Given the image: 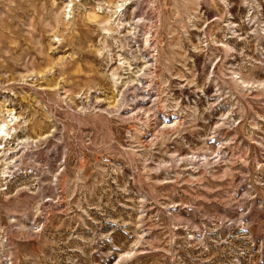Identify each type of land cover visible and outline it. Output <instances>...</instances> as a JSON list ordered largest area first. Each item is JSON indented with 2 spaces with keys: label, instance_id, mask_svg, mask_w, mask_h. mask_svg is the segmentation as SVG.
<instances>
[{
  "label": "rangeland",
  "instance_id": "374dc122",
  "mask_svg": "<svg viewBox=\"0 0 264 264\" xmlns=\"http://www.w3.org/2000/svg\"><path fill=\"white\" fill-rule=\"evenodd\" d=\"M0 264H264V0H0Z\"/></svg>",
  "mask_w": 264,
  "mask_h": 264
},
{
  "label": "bare ground",
  "instance_id": "6f19581e",
  "mask_svg": "<svg viewBox=\"0 0 264 264\" xmlns=\"http://www.w3.org/2000/svg\"><path fill=\"white\" fill-rule=\"evenodd\" d=\"M3 127H4V124L2 123V124L0 125V133H1V131L3 130Z\"/></svg>",
  "mask_w": 264,
  "mask_h": 264
}]
</instances>
